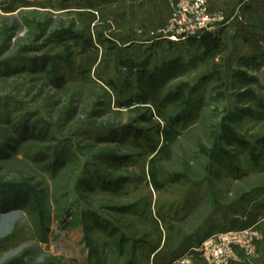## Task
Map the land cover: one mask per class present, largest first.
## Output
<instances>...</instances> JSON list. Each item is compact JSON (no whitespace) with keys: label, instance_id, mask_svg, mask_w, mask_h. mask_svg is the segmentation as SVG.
Masks as SVG:
<instances>
[{"label":"rangeland","instance_id":"rangeland-1","mask_svg":"<svg viewBox=\"0 0 264 264\" xmlns=\"http://www.w3.org/2000/svg\"><path fill=\"white\" fill-rule=\"evenodd\" d=\"M168 1L120 35L82 0H0V264H208L246 228L229 264H264V13L207 0L205 51L159 38Z\"/></svg>","mask_w":264,"mask_h":264},{"label":"built area","instance_id":"built-area-1","mask_svg":"<svg viewBox=\"0 0 264 264\" xmlns=\"http://www.w3.org/2000/svg\"><path fill=\"white\" fill-rule=\"evenodd\" d=\"M173 13L169 24L160 34L170 42L187 41L200 38L204 34L215 35L224 26V16L212 12L207 0H171ZM254 233L252 228L230 229L204 239L195 252L201 255L208 264H229L236 257L234 247L249 250ZM235 254V255H234Z\"/></svg>","mask_w":264,"mask_h":264},{"label":"crops","instance_id":"crops-1","mask_svg":"<svg viewBox=\"0 0 264 264\" xmlns=\"http://www.w3.org/2000/svg\"><path fill=\"white\" fill-rule=\"evenodd\" d=\"M86 2L84 4V10L98 16V22L101 17H109L112 21H108L112 24L113 29L121 31L120 35H123V30L135 29H147V28H158L165 24L164 22L168 19L170 12V3L168 0H82ZM209 1V0H208ZM255 2V1H254ZM210 3V2H209ZM249 0H245L238 4L236 10L246 8L254 12L255 15L264 13L259 6L251 7ZM264 4V1H262ZM210 6V4H209ZM264 9V8H263ZM112 15V17H111ZM259 16V17H260ZM107 17V18H108ZM108 18V19H109ZM239 19L231 20V23H239ZM264 21V20H263ZM97 22V23H98ZM137 30V31H138ZM148 32V31H147ZM135 35V34H133ZM123 37V36H122ZM121 37V38H122ZM153 38L149 33L138 34L135 39L147 43Z\"/></svg>","mask_w":264,"mask_h":264},{"label":"trees","instance_id":"trees-1","mask_svg":"<svg viewBox=\"0 0 264 264\" xmlns=\"http://www.w3.org/2000/svg\"><path fill=\"white\" fill-rule=\"evenodd\" d=\"M198 40V42L204 46L205 51H210V49H216L219 46L218 38L214 37L212 34H204Z\"/></svg>","mask_w":264,"mask_h":264}]
</instances>
